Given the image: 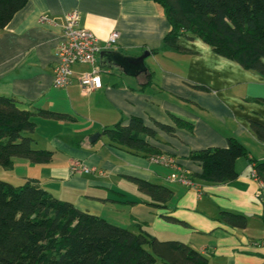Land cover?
Listing matches in <instances>:
<instances>
[{
    "label": "crops",
    "instance_id": "crops-1",
    "mask_svg": "<svg viewBox=\"0 0 264 264\" xmlns=\"http://www.w3.org/2000/svg\"><path fill=\"white\" fill-rule=\"evenodd\" d=\"M74 9L80 25L100 43L113 30L119 32L108 50L130 56L148 50L147 72L128 75L101 61L98 53L100 88L82 90L77 77L90 65L79 63L72 66L68 86L54 87L64 14ZM169 30L163 8L153 0H28L0 32V95L35 112V147L51 150L52 157L47 163L21 159L14 165L19 163L23 178L37 179L56 198L117 225L135 229L139 223L159 239L184 241L204 253L207 264H264L262 181L252 173L253 159L264 160V142L251 127L253 121L264 125V76L215 53L198 37L178 39L180 50L161 51ZM39 108L62 115L43 117L36 113ZM133 116L152 130L143 137L157 153L174 156L192 179L201 172L189 158L195 150L225 147L234 136L248 155L236 159L238 175L232 181L193 179L192 187L170 182L169 168L150 162L146 153L112 146L101 134ZM173 116L186 127H176ZM73 161L96 170L73 173ZM132 178L170 187L165 207L148 204ZM221 210L247 215V226L224 224Z\"/></svg>",
    "mask_w": 264,
    "mask_h": 264
},
{
    "label": "trees",
    "instance_id": "trees-1",
    "mask_svg": "<svg viewBox=\"0 0 264 264\" xmlns=\"http://www.w3.org/2000/svg\"><path fill=\"white\" fill-rule=\"evenodd\" d=\"M28 0H0V32ZM163 8L170 24L161 51L180 50L178 39L198 37L215 53L238 62L264 76V0H153ZM157 52V50H153ZM21 101L0 95V166L11 168L17 159L47 163L52 151L34 146L32 133L35 112ZM43 117L62 114L37 109ZM176 127L186 123L173 116ZM164 128L166 125L159 124ZM257 139L264 142V125L252 122ZM110 145L149 156L157 153L143 134L152 135L140 117L127 124L118 122L106 128ZM247 148L234 136L225 147L195 150L189 158L201 166L193 179L224 183L237 177L235 161L247 157ZM256 178L262 181L264 224V160L253 159ZM137 190L150 205L165 207L172 189L165 184L132 178ZM172 221L176 219L167 216ZM224 224L245 228L248 216L221 210ZM199 249L178 239H159L142 224L135 229L112 223L60 200L35 178L22 185L0 178V264H207Z\"/></svg>",
    "mask_w": 264,
    "mask_h": 264
},
{
    "label": "built area",
    "instance_id": "built-area-1",
    "mask_svg": "<svg viewBox=\"0 0 264 264\" xmlns=\"http://www.w3.org/2000/svg\"><path fill=\"white\" fill-rule=\"evenodd\" d=\"M46 20L41 17V21ZM119 38V32L113 30L108 37L99 42L98 37L90 30L80 25L79 11L74 9L64 14L62 23L61 40L57 45V63L53 70L52 85L54 87H66L72 82V66L75 63L89 64L90 69L83 71L78 77V83L82 90L91 91L102 85L100 67L96 64V55L102 50L111 49ZM150 162L169 168L168 181L178 182L192 187L196 183L189 176L187 170L181 168L174 156L165 153H154L149 156ZM96 169L84 164L82 161H73L70 171L94 172ZM256 177L255 170L252 171Z\"/></svg>",
    "mask_w": 264,
    "mask_h": 264
},
{
    "label": "water",
    "instance_id": "water-1",
    "mask_svg": "<svg viewBox=\"0 0 264 264\" xmlns=\"http://www.w3.org/2000/svg\"><path fill=\"white\" fill-rule=\"evenodd\" d=\"M149 51L145 50L138 56H130L122 54L117 51L102 50L100 52L101 61H107L108 64H114L123 69L128 75H138L140 73H146L147 67L145 65V58L149 55ZM99 133H95L91 136V140L97 139Z\"/></svg>",
    "mask_w": 264,
    "mask_h": 264
},
{
    "label": "rangeland",
    "instance_id": "rangeland-1",
    "mask_svg": "<svg viewBox=\"0 0 264 264\" xmlns=\"http://www.w3.org/2000/svg\"><path fill=\"white\" fill-rule=\"evenodd\" d=\"M17 160H20L19 163L22 162L21 159H17ZM24 162H28V161L25 160ZM19 163H15L14 167L11 168H4L0 166V178L13 183L14 185H22L27 180V178L22 177L24 168L20 165L21 163L20 164ZM31 164H36V163H31Z\"/></svg>",
    "mask_w": 264,
    "mask_h": 264
}]
</instances>
